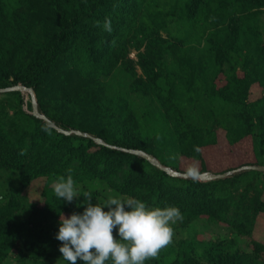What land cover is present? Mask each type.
<instances>
[{
	"label": "trees",
	"instance_id": "obj_1",
	"mask_svg": "<svg viewBox=\"0 0 264 264\" xmlns=\"http://www.w3.org/2000/svg\"><path fill=\"white\" fill-rule=\"evenodd\" d=\"M263 7L264 0H0V89L32 88L39 113L89 135L47 125L28 92L0 91V264H67L55 234L61 214L82 212L84 198L59 200L51 185L68 169L93 203L118 195L176 206L184 219L175 234L192 223L231 233L176 234L145 264H264V234L254 236L264 231V171L241 168L264 166ZM217 147L222 166L205 157ZM121 148L182 173L192 164L200 173L238 170L193 180Z\"/></svg>",
	"mask_w": 264,
	"mask_h": 264
},
{
	"label": "clouds",
	"instance_id": "obj_2",
	"mask_svg": "<svg viewBox=\"0 0 264 264\" xmlns=\"http://www.w3.org/2000/svg\"><path fill=\"white\" fill-rule=\"evenodd\" d=\"M103 28L111 32L110 19H105ZM199 174L194 164L185 169V175L193 180ZM51 187L59 200L71 203L81 195L84 198L82 212L61 214L55 234L67 264H145L172 243L173 225L184 219L176 206H149L134 197L110 195L93 203L91 191L81 193L77 188L71 169L66 176L55 177Z\"/></svg>",
	"mask_w": 264,
	"mask_h": 264
},
{
	"label": "water",
	"instance_id": "obj_3",
	"mask_svg": "<svg viewBox=\"0 0 264 264\" xmlns=\"http://www.w3.org/2000/svg\"><path fill=\"white\" fill-rule=\"evenodd\" d=\"M6 90H20V91H26V92H28L29 95H30V97H31L32 113L35 116H37L39 118H42L46 122L47 125L53 126L58 131H61V132H64V133L74 132V133L81 134V135H84V136H89L88 134H86L84 132H81V131H78V130H73L72 129V130L65 131V130H63L61 128H58L45 115L39 113L38 110H37V106H36V98H35V95H34V92H33L32 88L26 87V86H24L22 84H16L14 86H10V87H6V88L0 89V91H6ZM93 139L97 143L106 144L100 138H93ZM121 149L127 150V151L132 152V153H135V154H138L139 156L147 159L149 162H151L152 164L156 165L157 167L165 170L170 175H173V176H181V177H188V176L185 175V173L175 171L171 167L162 165L152 154L147 153V152H145L143 150H140V149H125V148H121ZM241 168H251V169H256V170L264 171V166L263 165H258V164L245 165V166H242ZM235 170H238V169H235ZM235 170H230V171H227V172H224V173H221V174H214V173H212L210 171H204V172H201L199 174L198 179L199 180H209V179H215V178H222V177L226 176L227 174H230L231 172H233Z\"/></svg>",
	"mask_w": 264,
	"mask_h": 264
},
{
	"label": "rangeland",
	"instance_id": "obj_4",
	"mask_svg": "<svg viewBox=\"0 0 264 264\" xmlns=\"http://www.w3.org/2000/svg\"><path fill=\"white\" fill-rule=\"evenodd\" d=\"M263 9H264V7H263ZM262 17L264 19V13H263ZM163 35H164V33H163ZM129 54H130V56L133 59H136L134 50H130ZM23 92H25V95H26V91H23ZM25 99H26V96H25ZM214 149L215 150H213V151H208L205 157H206L207 162L209 164H213V165L216 164V166H220L221 165L220 161L222 159L220 158V154L221 153H219L218 151L219 150L222 151V148L221 147H217V148H214ZM226 156L229 157V158L235 157L234 155L228 154L227 152H226ZM245 159H246V157H244V159L243 158H241V159L235 158V161L238 163L239 161L245 160ZM233 162L234 161H232V163H230L231 166L236 165V164H233ZM33 191H34V188L31 190V192L29 194V200L35 199V197H36V193H34ZM212 233H214L218 238L224 239V240L231 236V233L228 230H226V229L216 228L213 225L205 226V225L200 224V223H192V225H188V226L184 227L183 229L178 230V232L176 234H178L177 237H179V238H181V237H189V236H192L194 234H198L197 237H201V239H207V238L210 237V235ZM176 234L174 235V238L176 237ZM263 234H264V231L258 229L257 232L255 231L254 236L258 237V236H262ZM201 261H202V264H206V262H205V260L203 258H202ZM13 263L14 262L11 260V264H13Z\"/></svg>",
	"mask_w": 264,
	"mask_h": 264
}]
</instances>
